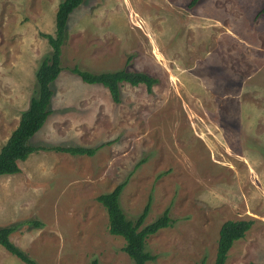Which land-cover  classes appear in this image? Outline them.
Returning a JSON list of instances; mask_svg holds the SVG:
<instances>
[{"label": "rangeland", "instance_id": "obj_1", "mask_svg": "<svg viewBox=\"0 0 264 264\" xmlns=\"http://www.w3.org/2000/svg\"><path fill=\"white\" fill-rule=\"evenodd\" d=\"M61 0H0V150L37 89ZM85 0L70 16L52 114L36 147L99 148L93 156L39 150L0 177V227L36 264H133L97 198L121 195L145 224L147 264H215L229 221L252 220L226 264H264V0ZM127 69L156 78L120 84L121 102L71 69ZM39 221L41 227L30 225ZM0 264H26L0 246Z\"/></svg>", "mask_w": 264, "mask_h": 264}, {"label": "trees", "instance_id": "obj_2", "mask_svg": "<svg viewBox=\"0 0 264 264\" xmlns=\"http://www.w3.org/2000/svg\"><path fill=\"white\" fill-rule=\"evenodd\" d=\"M198 1L192 0L190 5H195ZM84 2L85 0H61L56 13L55 33H41L48 40L51 53L40 61L36 72L37 89L35 95L31 98L28 109L21 114L18 126L0 150V177L20 173L19 163L27 160L31 154L39 150H52L74 156H93L99 149L64 146L36 147L30 142L52 114L51 103L54 96L52 84L62 71V46L68 38V22L71 14ZM71 71V73L79 76L84 83L99 84L107 88L113 101L117 104L121 102L120 84L129 83L134 87L144 84L151 92L152 87L157 83L156 78L147 73L130 72L127 69L112 73H92L75 67ZM126 185L127 182L118 184L113 191L100 195L97 200L107 211L110 234L122 237L125 240L124 252L130 257L133 264H147L156 259V256L146 249L147 239L160 230L170 227L172 219L167 209L156 221L146 225L145 221L149 214L150 203L146 205L143 213L136 220L129 219L120 202ZM29 224L38 228L41 227L39 221H31ZM252 226V220H229L222 225L215 264H226L229 251L234 243L243 239ZM17 228L16 225L0 227V246L17 256L24 263L36 264L11 241V234ZM89 264L101 263L95 258ZM202 264H205V260Z\"/></svg>", "mask_w": 264, "mask_h": 264}]
</instances>
